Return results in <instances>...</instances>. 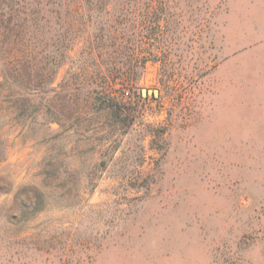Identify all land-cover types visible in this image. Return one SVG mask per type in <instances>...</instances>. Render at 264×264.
Returning <instances> with one entry per match:
<instances>
[{"label":"rangeland","instance_id":"obj_1","mask_svg":"<svg viewBox=\"0 0 264 264\" xmlns=\"http://www.w3.org/2000/svg\"><path fill=\"white\" fill-rule=\"evenodd\" d=\"M89 15L133 22L149 61L119 116L71 102L69 64L36 115L0 97V264H264V0Z\"/></svg>","mask_w":264,"mask_h":264},{"label":"trees","instance_id":"obj_2","mask_svg":"<svg viewBox=\"0 0 264 264\" xmlns=\"http://www.w3.org/2000/svg\"><path fill=\"white\" fill-rule=\"evenodd\" d=\"M103 2L0 0V97L17 119L37 114L41 92L52 102L54 80L67 64L58 87L69 91L71 102L77 103L83 92L97 110L119 116L126 109L118 94L136 86L138 63L144 70L149 58L138 55L135 40L123 35L134 28L133 22L116 18L104 23L89 15L91 7L101 8Z\"/></svg>","mask_w":264,"mask_h":264},{"label":"water","instance_id":"obj_3","mask_svg":"<svg viewBox=\"0 0 264 264\" xmlns=\"http://www.w3.org/2000/svg\"><path fill=\"white\" fill-rule=\"evenodd\" d=\"M141 94L142 96H147V95L156 96L158 94V90L157 89H142Z\"/></svg>","mask_w":264,"mask_h":264}]
</instances>
